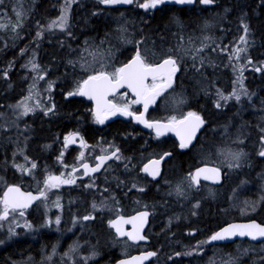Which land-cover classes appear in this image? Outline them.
Segmentation results:
<instances>
[{
    "label": "trees",
    "instance_id": "trees-1",
    "mask_svg": "<svg viewBox=\"0 0 264 264\" xmlns=\"http://www.w3.org/2000/svg\"><path fill=\"white\" fill-rule=\"evenodd\" d=\"M7 1L11 2L12 0ZM58 2L59 0H36L33 6L27 9V16L25 20H23L24 18L15 19L14 14H11L12 18L9 17V15H6L8 17L7 21H9V28L4 32L0 31V69L7 73L4 78L6 81L13 80L14 73L19 72L21 75L20 87L23 89V81L27 78L25 73L28 72L24 68V64L31 54L34 53H36L37 59L41 65H43V67H50V71L46 69L45 71L48 73V75L51 74L55 80L54 89L51 93L52 107L49 109L50 115L48 114V118L51 120L49 122V120L45 119L46 114L37 115V121L40 122H37L36 124V137L42 138L48 137V132L46 131L50 128H52L54 131V137L59 135L61 138L62 134H64V131L67 129H81L82 127L78 122L80 119L93 118L92 112H87L91 108V104L83 100L77 94V90L75 92V88H77L80 82L85 79L84 77L90 75L89 72L77 70L75 67L76 63H73V58L76 57L77 54L80 53L81 57L83 54L81 52H85V50H87V48L83 46L85 40L89 41V38H93L94 42L97 41L102 43L103 45H101V47H96L94 50H98V52L100 51L99 53L105 56L107 62L110 61L114 56V66L109 71V73L112 75L116 74L118 66L126 63L135 52H138L141 56H143L144 60L148 64H154L164 58L165 48H174V44L178 45V43L180 45H184L183 35L177 38L176 41L173 40L172 44H169L166 39L176 38L174 33L182 32V28L181 26L179 28V26L176 24L177 19L173 20L174 14H171V19H168V12L164 13V11L154 7L153 4L148 11L149 16L145 18L144 21L142 20V25L135 27V30L131 33H128L127 31H121V33L118 34L116 45H109V43H107L106 38L108 37L110 40L112 34L110 29L111 21L110 19L102 16H99L100 18H93V20H88L85 22L76 21V23H74L65 31H56L57 33L54 31L53 34H49L46 28V21L53 15L56 17V13L60 10ZM149 2H154V0H149ZM229 2L230 31L238 29L245 23L251 24L250 29H252L253 36H255V33H259V31L262 35H264V5L259 6L258 4H254L256 3L255 0H229ZM261 2L263 3V0H261ZM76 6L77 5H75V7ZM7 8L10 9L9 6H7ZM137 10H139V8ZM184 10L185 9H181L179 15L183 16ZM105 11L110 10L106 9ZM237 35H229V37H237ZM32 38H34L35 42H33ZM30 40L32 42H30ZM232 42L233 41L229 39V46ZM250 52L252 55H263V61L261 64L262 71L260 75H254L248 72L249 77L247 80V90L249 96L244 100L242 108H237L236 110L225 109L223 112H221L214 106L212 101L206 100L205 95H203V97H197V113L203 115L205 119L209 121H223L222 124H219L220 129L223 127L222 125L227 124L228 122L235 121L237 126H240L239 124L243 123L242 129L247 133L248 139L246 144H248L251 149V153H249L247 156L250 158H247L242 166L238 168H230V170H232L231 172H229V169L225 168V170H228L232 177L236 178L234 181H231L235 185L239 182V179L242 176H245L244 178L247 180L254 181L252 178L255 174L254 168L258 161L255 147L257 146V142L259 141L260 137L264 136V48L253 46L251 47ZM189 62H191V58L189 59ZM190 67L191 71L188 72L187 78L190 77L189 74H193V65ZM77 71H79L81 77L76 80V82H74L75 78L77 77ZM180 72H182V70ZM69 73L71 74L68 75ZM229 77L231 79V74H229ZM178 88H180V86L174 89ZM171 92L173 91L171 90L163 94V96H166L169 99H167L168 102L164 103L163 107H161L163 98L161 96L159 97L156 105L148 111V119L169 120L179 119L183 116V114H173V102L180 95L177 93L170 94ZM186 92L187 94L183 95V97L186 98L187 101L188 97H190L191 107L188 108V111L191 110V112H193V91ZM72 120L74 121L72 122ZM130 125L131 124L127 122L117 120L110 124V129L108 130V132H116L113 139L116 140V143L118 146H120V148H126L127 143L133 146V151L130 153V158L134 159L135 157H140V155L143 153H146L144 157L146 158L148 155L154 156L158 153L161 154L163 152H172L173 156L171 160L173 163L170 164L172 169L173 167H176V171H181L185 168L189 169L191 167L189 160L191 159L190 152L192 151L177 149L176 144L172 139H166L162 142H156L153 144L151 142L149 147H147L148 145L144 144L145 138L141 139L140 142L130 140L126 142L121 139L120 133L130 129ZM134 126V128L138 130L137 127L139 126L135 124ZM258 129L261 130V134L258 132ZM232 136L235 137L236 132L232 133ZM91 137H93V134H91ZM57 141L58 145L62 144L61 140ZM201 141L202 140L199 142ZM35 142L37 146V141ZM35 142L31 145L32 149L35 145ZM122 143L125 144V147L122 145ZM214 143L215 140L209 143V145H213ZM47 159L50 160L51 158ZM193 160V168L199 164L205 163V161L199 159V157L196 156L193 158ZM206 163L214 164V161H209ZM140 166L141 163L138 166V170L140 169ZM190 170L184 172L182 171L181 173L184 176L188 174ZM139 175L140 174H138V176ZM119 180V177L115 180H106V182L103 184H98L100 186L98 188L80 186L77 188L67 189L62 198V200H64L63 224L65 226L63 229L68 231H92V229H94L96 232L99 231L103 233L109 230L107 227L108 222L111 217L114 216L106 213L105 210H103L104 207L111 206L113 210L116 211L115 215H127L136 212L139 209L146 208L151 213V222L148 233H150V236H152V233L156 232L157 235L162 230L164 218L170 214L165 213V198L161 196L157 190H155L153 184L150 185L145 180L143 181L145 186L143 188H141V186L136 181L133 182L132 187L126 188L125 183L122 186L116 184H121ZM107 182L112 185V194L108 192ZM200 194L194 192L193 199L199 202ZM67 199H69L71 204L68 203ZM209 204L210 203L207 204L204 202V206L202 204L203 209L200 206L199 209L195 211L196 213H199L200 211V214L198 218L193 221V228L191 224L184 228L188 233L193 230V251L189 252V255L187 256H193L198 260L201 258L200 254H209V252L212 251V248L219 247V254L222 253V256L219 255V257H223L224 259L227 258V264H264V249L261 250L262 252L257 251L260 250L262 246H264V243L253 244V249L249 248L247 257L243 260L236 257V248L238 245L244 247L250 245V243L245 241L228 245H217L213 242L212 237L214 233L219 228H221V226L232 220L233 217L237 216H229L225 213L222 215L221 207H215V205ZM250 218H253L264 224V203L260 207V210H258L256 214H253ZM244 219L246 218L244 217ZM71 222L73 223L72 227H70ZM177 228L178 226L173 229ZM164 229L165 228H163V230ZM100 237L101 240L106 238L103 234ZM157 237L158 238L151 239L152 242L150 246L157 253V259L160 257L163 259L165 255L170 254L172 251H174V249H168L167 245L161 244L162 235H157ZM16 245L22 247L21 250H16ZM24 248H26V246L22 243L7 245L5 249L0 251V264H10L11 260H17L16 258L24 255ZM102 250L103 251L98 252L97 255L95 254V257H99L97 258L99 261L96 260L95 264L97 262L100 264H113L115 260H107L106 256H109V258H114L116 256L118 257L120 254L119 251L113 250L112 246L108 245ZM109 252H112V254H109ZM183 255L185 256L186 254ZM193 264H195V261H193Z\"/></svg>",
    "mask_w": 264,
    "mask_h": 264
},
{
    "label": "flooded vegetation",
    "instance_id": "flooded-vegetation-1",
    "mask_svg": "<svg viewBox=\"0 0 264 264\" xmlns=\"http://www.w3.org/2000/svg\"><path fill=\"white\" fill-rule=\"evenodd\" d=\"M1 1L3 2V0H0V2ZM34 1L36 2V0L32 1V6L35 3ZM255 2L256 3L254 4H258L259 6L264 5V0H263V3L261 2V0H255ZM17 3L19 4V11L17 14V19L24 18L25 11H24L23 4H22L24 3V0H17ZM229 4H230L229 0H193V4L191 6H184V7L169 6V5H166L165 3L156 5V7H158L161 11H164V13L168 12L169 16L171 14H174L173 20L177 19L176 24L179 26V28L181 26L182 32L177 31L178 33H174L175 37L179 38L180 36L183 35L184 36L183 39L186 42L189 40L190 37H192L193 52L197 50H203V51H206L207 54H209L211 58L216 56V58L219 59L218 61L214 59H211L212 61H210L209 59V62L211 63L213 67L208 70L206 69L203 70L202 68H198L193 65V110L195 109L194 114H197L196 110H197L198 102H197L196 95L198 93L197 89H198V77L199 76H202V75L205 76L207 73V75L205 76L206 77L205 79L208 80L207 86L202 89L199 88L201 92H204L205 94L213 93V91L214 92H225L229 89V71H228L229 70V66H228L229 39L233 40L236 37V36L235 37L231 36L232 38H230L229 35H234V34L237 35V32L239 30L240 31L245 30V29L248 30L249 40L247 41V44L245 45V48H246L245 50L247 52V60L249 63L248 70L250 73L254 75L261 74V71L259 72V70H257L256 72L255 70L253 71V69L257 67V65L255 64L256 61L258 62L263 61V59L261 58L263 57V55L261 54L252 55L250 52V49L253 46H256L258 48H264V44H263L264 35H262L261 32L259 31V33L257 32L258 34L256 33L257 36L256 35L253 36L252 33H250V31L252 32V29H250L251 24H245V23L244 24L247 25V27H245V25L243 24L238 29H234L230 31L229 30L230 29ZM3 5L5 7V1L3 2ZM181 9H185L183 16L179 15ZM109 10H110L109 12L113 15V14L118 13L119 11L130 12V10H133V9L129 7V8H124V9L110 8ZM149 10L150 8L145 7V4L141 5L139 10L135 9L134 19L136 20V23H135L136 25L134 27H139L142 25L141 24L142 20L144 21L145 18L149 16L148 14ZM64 15H65L64 10L60 9L56 13V17H54L53 15L52 17L48 18V20L46 21L47 23L49 22L47 24V27H50L54 20L60 21ZM256 18H259V17H256ZM168 19H171V16L168 17ZM117 20L118 19L116 17H113L110 20L111 21L110 29L112 33L110 37V41L117 42L118 35L114 30V29H117L118 23L117 22L115 23V21ZM214 21L218 24V27L216 28L217 30L216 33L221 35V37H219L220 40L219 39L214 40L212 36H215V34H213V32H212V36L207 31L200 33L201 31L200 29H202L203 25L205 28H207ZM127 26H129V24ZM189 41H191V38ZM175 61H176V64L180 72L181 68L178 63V58L175 57ZM179 72L174 77L175 83L173 87L164 92H168L171 89H174L175 87H179V85H180V88L177 89L178 91L180 90V91L186 92L192 89V87L188 86V84L189 85L191 84V81H186V85L184 86L185 80L187 77V72H184V70H182V72L180 73ZM5 74L7 73L4 70L0 69V173H2V176H5L7 172L12 173L13 176L11 177V179H13L14 177L15 179L13 180L7 179L6 181L0 182V225L3 224L4 221H6L8 217L13 216L14 214L17 216L19 215V218L21 220L23 219V225H22L23 228L22 230L16 231L13 233V235L10 237L12 241L8 245L22 243L26 246V248H24L25 249V253H23L24 255L19 256L18 258H16L17 260L15 261L11 260L10 264H95V261L98 260L97 258H99V257H95V254L97 255L98 252L100 251L102 252L103 251L102 249H104V247L107 245L112 246L113 250L120 252L118 257L116 256L114 258H109V256H106L107 260H112V261L115 260L113 264H117V262L121 258L129 257L136 253L145 252L150 249H152L151 251H153V248H151L150 246L152 241H150V244L134 246L130 244L128 240L119 239L117 237L115 231L111 227V222L116 214V211L115 212L105 211L106 213H109L114 216L108 222L107 227L109 230L103 233L99 231L96 232L94 229H92V231H68L64 229L62 230L53 229V225L51 223L45 224L44 215L36 214L37 209L46 200L47 196L53 197L55 194L61 200L63 204L64 203V200H62L63 194L67 191V189L77 188L80 186H83V187L90 186V187L98 188L100 187L98 184H103L106 180H110V179H113L112 177H115V176H107L109 170L110 171L115 170V172L117 171L119 173H123L124 171L127 172L126 169H131L132 163H131L130 153H132L133 151V146L127 143L126 148H123V149L120 148V146H118V144L116 143V140L113 139V137H115L116 132L115 131L108 132V130L110 129L109 127L110 124L117 120L131 124L129 126L130 129H127L120 133V137H122L121 139H123L126 142H128L129 140L140 142L141 139L145 137L153 136L155 139L152 141V144L156 142H162L163 140H166V139H172L174 143L176 144L177 149L192 151L190 152L191 159L189 160L191 163V167L189 169L185 168L181 171H178V170L176 171V167H173L174 169L173 171V169L170 167V164L173 163L171 160L173 156L172 152H163L161 154L158 153L154 156H151L152 158H161L165 155H168V158L162 164V174L159 178L157 179L149 178L144 175L145 181L150 185L153 184L155 187V190L158 189L159 184H160L159 181L164 176L176 177L182 171L183 172L189 171L190 169L191 170L187 174V176H188V180L190 184L189 186L191 190L190 199H191L192 204H193V190H196L198 188L208 187V188L220 190L221 192L224 186H231L230 188L231 190L232 186L235 185L232 182L229 183V180L231 179V181H234L236 178L232 177L230 173L228 172V170H225V168H220L222 170L223 177H224V183H222L220 186H212L209 184H205L202 182H196L193 180V171L196 170L200 165L205 164V163H202L193 168V162H194L193 158L195 156L199 157V155L202 156V154L198 152L199 146H204L205 148L203 147V149L205 151L206 150L214 151L213 149L216 146H219V144L224 141V138H222V141H219L218 140L219 137H217L215 134L216 131H212V128L214 126L216 127L219 124H222L223 121L218 120L217 122H215V120L209 121L205 119V126L201 134L199 135V137L190 147L184 149L172 137L160 138V137L153 135V133H151L150 131L143 129L142 127H137L138 130H136L134 128L135 127L134 123L130 120L114 118V119L107 121L102 118H99L94 112L92 105H91V111H93V118L92 119H80L78 122L80 126L82 127L81 129H71V130L67 129L66 131H64V134H62L60 138L59 135H56V137H54L53 135L54 131L52 130V128H50V129H47L46 131L48 132V137L46 138L36 137L37 136L36 124L37 122H40V121L34 120L35 121L34 122L32 119L33 118L32 116L34 114H28L26 116H23L21 115V113L18 112V109H17L19 102L22 100V98L25 95V93L22 95V88L20 87L21 75L19 72L18 73L15 72L14 79L11 81L10 80L6 81L4 79ZM116 74H117L115 75L116 77L112 76L114 80L119 77V70ZM190 75L191 74H189V76ZM46 76H48V73H46ZM165 81H166L165 76H161L157 79L150 80L148 83V87L155 88L156 86L163 84ZM50 97L52 99V94H50ZM156 103H154L152 107H154ZM139 111H140V108L135 111L136 112L135 114H138ZM44 113L46 114L45 119L49 120L50 122L51 119L48 118V114L50 115V112L46 110V112ZM107 114H113V112L107 113ZM73 121L74 120H72V122ZM21 129L24 130V135H22ZM113 130H116V129H113ZM258 132L261 134V130L258 129ZM91 134H93V137H91ZM129 134H132V136L134 134L137 137L132 139V137L128 136ZM74 135H76V137L72 138V136ZM263 138H264L263 136L260 137L259 141L257 142V146L255 147L258 161H257V165L254 168L255 169L254 172L256 174V178H255L256 180L254 179L253 183L254 184L258 183V185H260L263 179V177L261 176L264 175V156H262V152L264 150V144L262 142ZM59 139L62 141L61 145H58L57 140ZM15 140H18V141H15ZM200 140H203V141L199 142ZM214 140H215V143L213 145H209V143L213 142ZM35 141H37V146H36ZM34 142H35V145L33 147V150H34V153H33L31 151L30 146ZM100 145L101 146L105 145V147L103 148L104 149L103 151H102V148H100ZM122 145L124 146L125 144L122 143ZM245 148H247L248 153H251V149L249 145L245 146ZM113 151H118V154L113 162L106 164L101 170V172L97 174L89 175V176L85 175V172L82 169L83 164L90 163L94 165L100 156L110 154ZM22 152L24 153V156L27 159L28 164H32L33 162L39 164L38 174H40L41 172H45L48 174L51 173L52 175H55V174H58L56 173V171H59L60 173H66L68 175V179H74V181L70 183L68 186H65L66 184L64 186H61L62 188L58 190H54V188H52L50 193H48L47 190H45V188H37L34 182L32 181L29 182L28 179H24V177L23 179L25 181H23L21 179V175L19 174V170H18L21 164V160H22ZM59 154H60V157H59L60 160L63 161L62 166H61L59 159L57 158ZM80 154L83 156V159L80 162H78L76 159ZM123 154L127 158L126 161L117 165L116 159L120 155H123ZM38 156L39 158H37ZM47 158H51V159L48 160ZM142 171H143V167H142ZM127 175H119V176L117 175L115 179L119 177L120 178L119 181L121 184L116 183V182L115 183L120 186H122L125 183L126 188L132 187L133 180L128 173ZM235 176H239V175H235ZM13 185L21 186L23 189L27 191H34V192L40 193L42 195V199L38 201L35 205H33L30 209H27V210L13 209L5 203L4 198H3L4 192L6 191V189ZM193 185L195 186V189H193ZM112 190H113L112 185L108 183V192L112 193ZM254 191L257 192V189H255ZM228 194L229 192L226 191L225 198ZM67 200H68V203L71 204L69 199ZM210 205H213V204H210ZM218 206L221 207V205H218ZM225 209H227L226 204H225ZM166 211L168 212L171 211L168 208V206L167 208H165V213ZM150 217H151V214H150ZM238 220L239 219L237 217H233L232 220L228 222L238 221ZM8 222H11V219L6 221V223ZM192 222H193V218H192ZM27 223L31 226V228H33V230H30V231L25 230L26 228L25 225ZM190 224L193 228V225H192L193 223H190ZM62 228H65L64 224H62ZM184 228L185 227L183 226L181 230L174 231L173 233L170 234L169 237L167 236V238L165 237L163 238L162 236L161 244L167 245L168 249H174V251H172L170 254L164 256L163 260L166 264H193V257L187 256L188 253L183 252L182 254H180L181 253L180 247L182 244H186L188 246L187 250L189 251H192V248H193L192 247L193 230H191V232L188 233L187 230H185ZM102 234L106 237L104 238V240H101L100 236ZM147 235L150 239L158 238L156 235V232H153L152 236H150V233L147 232ZM176 240L178 241L175 242ZM102 242L104 243L105 246L100 247V245H102L101 244ZM6 247H7L6 244L4 246H0V251L5 249ZM21 248L22 247H19L17 245L15 246L16 250H21ZM109 254H112V252H109ZM183 254H186V255L184 256ZM167 261H169V263H167ZM96 264H100V263L97 262Z\"/></svg>",
    "mask_w": 264,
    "mask_h": 264
},
{
    "label": "rangeland",
    "instance_id": "rangeland-1",
    "mask_svg": "<svg viewBox=\"0 0 264 264\" xmlns=\"http://www.w3.org/2000/svg\"><path fill=\"white\" fill-rule=\"evenodd\" d=\"M12 1L14 2H11L10 4L7 5L10 7V9L4 8L3 2L2 1L0 2V31L4 32L8 30L9 28V21H7L8 17L6 15H9L10 17L11 14H14V18L15 19L17 18V14L19 11V4L17 3V0H12ZM32 1L33 0H24V3H22L24 11L32 7ZM105 1L107 0H59L58 2L59 7L60 9L64 10L65 15L62 17L60 21L54 20L50 27H47V24L49 23L48 22L46 24L47 31L49 32V34L50 33L53 34L54 31L55 33H57L56 31H65L69 27H71L74 23H76V21L85 22L88 20H93V18H100L99 16H102L110 20L113 17H116L118 19L116 21L118 23L117 29L115 30L117 35L120 34L121 31L123 32V31L128 30L127 31L128 33L133 32L135 30L134 26L136 25L135 24L136 20L134 19L135 18V12H134L135 8L133 10H130V12L119 11L118 13L112 15L111 13H106L105 11L106 9L103 6ZM137 1H139V5L137 6L136 4L137 9L140 8L141 5L150 3L149 0H137ZM75 5L77 6L75 7ZM24 16H26V13L24 14ZM126 23L129 24V26H127ZM215 27L216 28L218 27V24L215 21L211 24V26L209 25L207 28H205L203 25L200 33L207 31L211 33L212 35V32H213V34H215L214 40L219 39L221 35L216 33ZM245 27H247V25H245ZM250 33L252 32L250 31ZM237 34H239L237 35L238 38L236 37L237 40L235 38L232 40L233 42L230 43L229 50H228V53H229L228 57L230 59V60L228 59L229 61L228 66H230L229 74H231V76L234 77V78L231 77V79L229 77L230 79L229 89L225 92H213V93H206V94L202 93L200 89L205 88L207 86L208 80L204 79L206 78L205 76L207 75V73L205 76L202 75L198 77V89H197L198 93L196 97H199V96L203 97V95H205L206 100L212 101L214 106L221 112H223L225 109L236 110L237 108H242L244 100L248 98L249 96V93L247 90L248 89L247 80L249 76V73H248L249 63L246 58L247 57L246 50H244L245 45L247 44V41L249 40L248 38L249 32L247 29H245L241 31L239 30ZM190 38H191V41H187V42L184 41L183 39L184 45L178 44L179 45L178 46L174 44L173 49L165 48L164 54L165 55H168V54L177 55V58L183 62L181 64L183 66L184 72L186 71L189 72L191 69L188 67L192 65L198 68H202L203 70L205 69L208 70L212 68V65L209 62V59L210 61L211 59H214L216 61H218L219 59H217L216 56L211 58L209 54H207V52L203 50H197L195 51V53L192 52L193 51V45H192L193 40H192V37ZM88 40L89 41L85 40V43L83 45L84 47L87 48V50H85V52H81L83 53L81 57L79 53L76 55V57L73 58V63H76L75 67L77 68V70L89 72L90 75L99 74V73H108L111 76L116 77L115 75L117 74L112 75L111 73H109V71L114 66V62H115L114 56L110 61L107 62V59L105 58V56L99 53L100 51L98 52V50H94V48L101 47V45L103 44L97 41L94 42L93 38H89ZM106 40H107V43H109V45L111 44L116 45L117 43L116 41H110L108 37L106 38ZM166 40L169 42V44H172L173 40L175 41L177 40V37L174 39L167 38ZM190 58L192 60L191 62L188 61ZM24 68L28 71L25 73L27 78L23 81L24 88L22 89V95L24 93L25 95L22 98V100L19 102L17 109H18V112L21 113V115L23 116H26L28 114H34L32 116L33 117L32 119L34 121L38 119L37 115H40L46 112V110L49 111V109L52 107V99L50 97V94L54 89L55 80L51 74L46 76L45 69L50 71V67H43V65H41V63L38 61L36 53L31 54V56L27 59L26 63L24 64ZM119 68L120 66H118L117 72ZM79 71H77V75H76L77 77L75 78L74 82H76V80H78L81 77ZM70 74L71 73H69L68 75ZM84 78H86V76ZM186 81H191V85L188 84V86L193 88V74L190 75L189 79L186 77L184 85H186ZM80 84L77 86V88H75V92L79 88ZM152 89L153 88H148L147 91L152 90ZM172 91L173 92H171L170 94L177 93L178 95H180L173 102V109H172L173 114L175 115L183 114V116H185L186 114H189V112H191V110L188 111V108L191 107L190 97H188V101L186 98L183 97V95H186L187 92L178 91L177 89H174ZM191 91H193V89L190 90L189 92ZM161 97L163 98V101H162V107H163L164 106L163 104L167 103L169 99L166 96H161ZM113 101H115L116 104L119 105L122 109H126V110H131V109L134 110L138 105L128 92H124L118 95L117 97L113 99ZM89 111L90 110H88L87 112ZM239 125L240 126H237L234 121V122H228L227 124L222 125L223 127L221 129L219 128L220 125L216 127L214 126L212 128V131H216L215 134L217 137H219L218 139L219 141H222V138H224V141L221 142L219 146H216L213 149L214 151H209V150L205 151L203 149L204 146H199L198 152L202 154V156L199 155V159H202L205 162L214 161V163H217V165L220 168H226L229 170L230 168H238L242 166L244 161L247 158L249 159L250 157H247L249 153H248L247 148H245V146H248V144H246V142H248L247 133L243 131L242 129L243 123H240ZM234 132H236L235 137L232 136V133ZM21 133L22 135H24L23 129H21ZM128 136L132 137V139L137 137L134 134L133 136L132 134ZM150 140L152 141L151 137H146L144 139V144L148 145L147 147H149V144L151 143ZM15 141H18V140H15ZM104 147L105 145H102V146L100 145V148H102V151L104 150L103 149ZM31 151L34 153V150L32 148H31ZM60 154L58 155V157L57 156L56 157L59 159L61 166H62L63 161L60 160L59 158ZM145 154L143 153L142 155H140V157H135L134 159L131 158L132 167L131 169H126L127 172L124 171L123 173H119L117 171L115 172V170H112V171L109 170L107 176H117L119 174L127 175L128 173L131 176L133 182L136 181L141 186V188L145 187L143 183L145 179H144V175L142 172V167L144 166L145 162L149 160V158H151V156L149 155L146 158H144ZM82 159H83V156L80 154L76 160L80 162ZM126 159L127 158L124 154L120 155L116 159V162H117L116 164L117 165L121 164L124 161H126ZM140 163H141V166H140V169L138 170V166ZM18 170H19V174L21 175V179L23 181H25L24 179H28L29 182L31 181L34 182L37 188H45V190H47L48 193L51 192L52 188H54V190H58L62 188L61 186H64L65 184H66L65 186H68L70 183L74 181V179H68V175L66 173H60L59 171H56V173L58 174H55V175H52L51 173L48 174L45 172H41L40 174H38L39 164L35 162H33L32 164H28L27 159L25 158L23 152H22L21 164ZM231 171L232 170H230L229 172ZM138 174L140 175L138 176ZM12 176L13 174L9 172H7L5 176H2V173H0V182L6 181L7 179L8 180L15 179V177L11 179ZM244 177L245 176H242L239 179V182L236 185L232 186L231 190H230L231 186H224L221 192L220 190H216V189H212L208 187L198 188L196 190H193V193L197 192L201 194L199 195L200 203L197 202L195 199H193V204H192L191 199H190L191 190L189 187L190 184H189L187 174L183 176L182 173H179L176 177L164 176L159 181L160 182L159 187L161 189L158 187L157 191L161 194V196L165 198V206L166 208L168 206V208L171 211L169 212L166 211V214L168 213L170 214L164 218V222H163L164 227L162 226V230L163 228L165 229L163 231L161 230L157 235H160V236L162 235L163 237L167 238V236L169 237L170 234L173 233L174 231L181 230L183 226L187 227L190 223H193L192 218L194 221L196 217L198 218L200 214V211L199 213L198 212L196 213L195 211H197L200 206L202 208V204L204 206V202H206L207 204L208 203L213 204L215 205V207H217L218 205H221L222 215L224 213L229 216L236 215L239 219H242L244 217L248 219L253 214H256L257 211L260 210V207L262 206V204L264 203V175L261 176L263 177V179L260 185H258V183L254 184L253 183L254 181L247 180ZM255 178H256V174L253 175L252 179H255ZM229 183H231V179L229 180ZM193 189H195L194 185H193ZM255 189H257V192L254 191ZM226 191H228L229 194L225 198ZM47 197H46V200L37 209L36 214L44 215L45 224L51 223L53 225V229L62 230L63 229L62 224H63V219H64L63 204L61 200L55 194L53 197H50V196H47ZM214 201H217L218 203L217 202L215 203ZM225 204L227 205V209H225ZM103 210H105L106 212H115L111 206L104 207ZM10 219H11V222L6 223V221ZM6 221H4V223L0 225V246H4L5 244L8 245L12 241L10 237L13 235V233L16 231H20L23 228L22 226L23 219L21 220L19 218V215L17 216L14 214L13 216L8 217ZM72 225L73 223L71 222L70 227H72ZM161 225H162V222H161ZM25 226H26L25 230H28V231L33 230V228H31V226L28 223ZM176 226H178V228L173 229V228H176ZM177 241L178 240H176L175 242ZM101 244H102L101 247L105 246L104 243H101ZM180 248H181L180 254H182L183 252H186L189 255V252L193 251V248H192V251L187 250L188 246L186 244H182ZM249 248L253 249V244H250L244 247L241 245H238L235 251L236 257L244 260L247 257ZM262 249H264V246H262L260 250H257V251H261ZM211 250L212 251H210L209 254H205V255L200 254L201 258H199L198 260L197 258H194L193 256H191L193 257V261H195V264H227V258L224 259L223 257L222 258L219 257V255L222 256V253L219 254L220 252L219 247L212 248ZM162 262L165 263L162 257H160L154 262V264H163ZM167 263H169V261H167Z\"/></svg>",
    "mask_w": 264,
    "mask_h": 264
},
{
    "label": "water",
    "instance_id": "water-1",
    "mask_svg": "<svg viewBox=\"0 0 264 264\" xmlns=\"http://www.w3.org/2000/svg\"><path fill=\"white\" fill-rule=\"evenodd\" d=\"M134 3V0H110L107 5L110 7H127ZM166 3L183 7L192 5L193 0H166ZM159 4V3H158ZM178 71L173 58H166L155 65H144V60L139 55L132 57L120 68V77L113 80L108 74L87 78L83 84L84 97L93 104L94 112L104 120L121 118L132 119L142 128L152 130L160 136H171L181 147H190L204 128V119L196 114H188L178 123L174 124L165 121H148L146 113L154 104L155 98L174 83L173 75ZM164 75L166 82L157 86L154 90L146 92L147 84L151 79ZM128 91L141 107L138 114L117 110L115 115H104V111L111 112L115 104L111 97ZM76 137L74 135L72 138ZM114 154L102 156L95 166L90 164L82 165L86 175L100 172L105 163L112 160ZM166 157L151 160L145 167V173L151 178H158L161 175V165ZM193 178L197 182H203L214 186L223 183L222 171L212 165H201L193 171ZM41 199V195L32 191H24L18 186L9 187L4 200L10 206L18 210L29 209ZM149 213L141 211L128 216H118L111 223L112 229L120 239H127L133 245L146 244L149 239L145 232L149 226ZM236 240H245L252 244L264 242V225L256 221H235L224 225L213 236L216 243H232ZM151 251L141 252L130 257L123 258L117 264H149L152 261Z\"/></svg>",
    "mask_w": 264,
    "mask_h": 264
},
{
    "label": "bare ground",
    "instance_id": "bare-ground-1",
    "mask_svg": "<svg viewBox=\"0 0 264 264\" xmlns=\"http://www.w3.org/2000/svg\"><path fill=\"white\" fill-rule=\"evenodd\" d=\"M5 1V7L4 8H7V5L8 4H10L11 2H14V1H11V2H8L7 0H4ZM3 1V2H4ZM110 0H107V1H105L104 2V8L105 9H110V8H120V9H124V8H132V9H137L136 8V4H137V6L139 5V1H137V0H134V3L132 4V5H130V6H127V7H109V6H105V4L107 3V2H109ZM166 1V0H165ZM50 3V2H49ZM16 4V3H15ZM152 4H153V2H150V3H148V4H145V7H147V8H151V6H152ZM218 4V3H217ZM166 5H169V6H176V5H171V4H168V3H166ZM36 6V5H35ZM187 6H191V5H187ZM13 7V6H12ZM178 7V6H177ZM184 7V6H183ZM7 9H9V8H7ZM210 12V11H209ZM25 13H26V16H27V10L25 11ZM81 13V12H80ZM106 13H110L109 11H106ZM26 16H24V19L23 20H25L26 19ZM11 17V16H10ZM170 17V16H169ZM12 18V17H11ZM241 18V17H240ZM133 19V18H132ZM241 20V19H240ZM125 21V20H124ZM133 22V21H132ZM115 23H116V21H115ZM117 25V24H116ZM128 25V24H127ZM202 26V25H201ZM211 26V25H210ZM36 27V26H35ZM216 28V27H215ZM220 28V27H219ZM234 28V27H233ZM123 29V28H122ZM212 29V28H211ZM214 29V28H213ZM225 29V28H224ZM255 29V28H254ZM35 30V29H34ZM114 30H116V29H114ZM201 30V29H200ZM209 30V29H208ZM128 31V30H127ZM215 31V30H214ZM217 31V30H216ZM34 32V31H33ZM113 32V31H112ZM255 32V31H254ZM39 33V32H38ZM241 33V32H240ZM46 34V33H45ZM211 34V33H210ZM225 35V34H224ZM254 35H256V33L254 34ZM202 36V35H201ZM212 36V35H211ZM257 36V35H256ZM37 37V36H36ZM44 37V36H43ZM221 37V36H220ZM231 37V36H230ZM56 38V37H55ZM213 38H214V36H213ZM217 38V37H216ZM32 40H33V42H35L34 41V38H32ZM38 40V39H37ZM169 40V39H168ZM30 42H32L31 40H30ZM172 42V41H171ZM170 42V43H171ZM179 44V43H178ZM164 45V44H163ZM193 45V44H192ZM208 45V44H207ZM38 46V45H37ZM40 46H41V44H40ZM179 46V45H178ZM233 46V45H232ZM231 46V47H232ZM177 47V46H176ZM175 47V48H176ZM199 48V47H198ZM233 48V47H232ZM249 48V47H248ZM169 49V48H168ZM173 49V48H172ZM221 49V48H220ZM246 49V48H245ZM244 49V50H245ZM171 50V49H170ZM175 50V49H174ZM192 50V49H191ZM231 51V50H230ZM193 52V51H192ZM163 53V52H162ZM195 53V52H194ZM217 53V52H216ZM247 53V52H246ZM135 55H139L140 57H142L143 59H144V57L143 56H141L138 52H135L134 54H133V56L132 57H134ZM255 55V54H254ZM189 56H190V54H189ZM192 56H194V55H192ZM191 56V57H192ZM250 56V55H249ZM131 57V58H132ZM168 57H176L177 58V55H173V54H168V55H164V58L163 59H161L159 62H161L162 60H164V59H166V58H168ZM130 58V59H131ZM197 58V57H196ZM247 58V57H246ZM261 58H263V57H261ZM129 59V60H130ZM128 60V61H129ZM230 60V59H229ZM127 61V62H128ZM189 61V60H188ZM192 61V60H191ZM212 61V60H211ZM126 62V63H127ZM126 63H124V64H126ZM178 63H179V66H180V68H181V70H183V66H182V64L181 63H183L180 59H178ZM186 63H188V62H186ZM206 63V62H205ZM218 63V62H217ZM123 64V65H124ZM207 64V63H206ZM226 64V63H225ZM229 64H231V63H229ZM255 64L257 65V67H255L254 69H253V71L255 70L256 72H257V70H259V72L260 71H262V61L261 62H258V61H256L255 62ZM123 65H121L120 66V68L123 66ZM203 66V65H202ZM220 66V65H219ZM233 66V65H232ZM188 67V66H187ZM213 67V66H212ZM216 67V66H215ZM230 67V66H229ZM120 68H119V77H120ZM188 68H190L191 69V67H188ZM231 68H233V67H231ZM258 68H260V69H258ZM221 69H223V68H221ZM207 70V69H206ZM191 71V70H190ZM210 71V70H209ZM229 71V70H228ZM187 72V74H188V71H186ZM206 72V71H205ZM248 72H249V70H248ZM47 73V72H46ZM104 74V73H103ZM105 74H108V73H105ZM216 74V73H215ZM247 74V73H246ZM112 79H113V77L110 75V74H108ZM214 75V74H213ZM88 76H90V75H88ZM87 76V77H88ZM246 76H248V75H246ZM87 77L81 82V84H80V86H79V88L77 89V94L83 99V100H85V101H87L88 103H91L90 101H88L85 97H84V95H83V92H82V89H83V84H84V82H85V80L87 79ZM118 77V78H119ZM231 77H233V76H231ZM249 77V76H248ZM117 78V79H118ZM189 78V77H188ZM215 78V77H214ZM234 78V77H233ZM117 79H115V80H117ZM205 79V78H204ZM224 79V78H223ZM114 80V79H113ZM221 81V80H220ZM211 82V81H210ZM221 83V82H220ZM226 83V82H225ZM224 83V84H225ZM191 85V84H190ZM185 86V85H184ZM227 86H228V84H227ZM226 87V86H225ZM255 87V86H254ZM228 88V87H227ZM195 89V88H194ZM260 89V88H259ZM201 91V90H200ZM207 92H208V90H207ZM214 92V91H213ZM183 93V92H182ZM201 93V92H200ZM202 93H204V92H202ZM131 97H132V95H131ZM133 98V97H132ZM212 100V99H211ZM164 105V104H163ZM213 105V104H212ZM162 106V105H161ZM90 111H91V108H90ZM92 112V115H93V111H91ZM190 114H193V112H190ZM187 115V114H186ZM196 115H199V116H202V117H204L203 115H201V114H196ZM204 126H205V117H204ZM208 130V129H207ZM202 132V131H201ZM201 132L199 133V135L201 134ZM137 133V132H136ZM130 135V134H129ZM153 135H155V136H157V137H160V138H167V137H171V136H160V135H157V134H155L154 132H153ZM73 137V136H72ZM145 137V136H144ZM151 138H152V141L155 139L153 136H150ZM199 137V136H198ZM197 137V138H198ZM264 137V136H263ZM44 138V137H43ZM46 138V137H45ZM120 138H122V137H120ZM146 138V137H145ZM196 138V139H197ZM55 140V139H54ZM60 140V139H59ZM151 141V140H150ZM151 141V142H152ZM203 141V140H202ZM43 142H45V141H43ZM210 142V141H209ZM262 142H263V144H264V138H263V140H262ZM44 144V143H43ZM182 148H184V147H182ZM44 150V149H43ZM136 150H137V148H136ZM40 152V151H39ZM115 153V156L113 157V159L112 160H110V161H108L107 163H105L104 164V166L106 165V164H108V163H111V162H113L114 160H115V158H116V156H117V154H118V151H113L112 153H110V154H107V155H102V156H108V155H111V154H114ZM40 154V153H39ZM102 156H100V157H102ZM136 156V155H135ZM194 156V155H193ZM262 156H264V150H263V152H262ZM99 157V158H100ZM163 157H166V159L168 158V155H165V156H163ZM38 158H39V156H38ZM98 158V159H99ZM152 158V157H151ZM149 158V160H147L146 162H145V164H144V166H143V175H145V176H147V177H149L148 175H146V173H145V167L147 166V164L151 161V160H153V159H161V158ZM98 159H97V162L94 164V165H92V164H90V163H85V164H90L91 166H95L97 163H98ZM165 159V160H166ZM46 160V159H45ZM164 160V161H165ZM164 163V162H163ZM162 163V164H163ZM84 165V164H83ZM103 166V167H104ZM201 166V165H200ZM199 166V167H200ZM103 169V168H102ZM161 169H162V165H161ZM101 172V171H100ZM97 173H99V172H97ZM97 173H95V174H97ZM161 174H162V172H161ZM86 175V174H85ZM89 175H94V174H89ZM89 175H87V176H89ZM120 175V174H119ZM118 175V176H119ZM222 175H223V173H222ZM128 176V175H127ZM161 176V175H160ZM109 178V177H108ZM113 178V177H112ZM125 178V177H124ZM149 178H151V177H149ZM159 178V177H158ZM114 179V178H113ZM155 179H157V178H155ZM104 180V179H103ZM115 180V179H114ZM125 180V179H124ZM130 181V180H129ZM106 182V181H105ZM236 182V181H235ZM107 183H109V182H107ZM223 183H224V177H223ZM14 186V185H13ZM234 186V185H233ZM238 186V185H237ZM11 187V186H10ZM18 187H20L22 190H24V191H27V190H25V189H23L21 186H18ZM233 191V190H232ZM252 191V190H251ZM238 193V192H237ZM232 194H233V192H232ZM214 197V196H213ZM207 198V197H206ZM218 199V198H217ZM205 200V199H204ZM229 200V199H228ZM173 201V200H172ZM214 202H217V201H214ZM220 203V202H219ZM228 204V203H227ZM231 204V203H230ZM210 205V204H209ZM183 206V205H182ZM229 208V207H228ZM141 211H147L148 213H149V217H150V211L149 210H147L146 208H142V209H139V210H137L136 212H133V213H131V214H135V213H138V212H141ZM180 211H182V210H180ZM209 211H210V209H209ZM175 212V211H174ZM213 212V211H212ZM197 218V217H196ZM114 219V218H113ZM150 219H151V217H150ZM149 219V220H150ZM113 221V220H112ZM151 221V220H150ZM149 221V222H150ZM238 221H256V222H258L259 224H261V225H264L263 223H260L259 221H257V220H255V219H253V218H246V219H239ZM232 222H235V221H232ZM112 223V222H111ZM228 223H231V222H227L226 224H228ZM226 224H224V225H226ZM223 225V226H224ZM222 227V226H221ZM237 242H245V240H236V241H234V242H232V243H228V244H234V243H237ZM246 242H248V241H246ZM249 243V242H248ZM261 243H264V242H261ZM251 244V243H250ZM152 253H153V258H152V261L153 262H155L156 260H157V253L153 250V251H151ZM135 255V254H134ZM204 255H205V253H204ZM42 256H43V254H42ZM133 256V255H132ZM205 258V257H204Z\"/></svg>",
    "mask_w": 264,
    "mask_h": 264
}]
</instances>
